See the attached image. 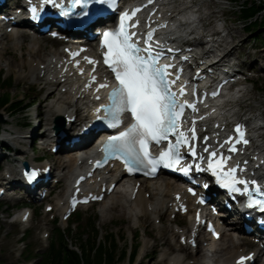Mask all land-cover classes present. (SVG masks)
Masks as SVG:
<instances>
[{"label": "rangeland", "instance_id": "rangeland-1", "mask_svg": "<svg viewBox=\"0 0 264 264\" xmlns=\"http://www.w3.org/2000/svg\"><path fill=\"white\" fill-rule=\"evenodd\" d=\"M212 1H214L215 3H211L209 9L218 11L219 17L226 20V25L228 26L232 34L240 36V41L237 44L240 45L241 48H244V54L247 53L248 55H250V51H253V49H256L258 46H264V29L260 32H255L254 34H248L244 29V25H242V23L239 21V6L242 4L241 1ZM255 35L258 36L260 39H256V41H254ZM43 39L44 45L46 47L44 48V51H42V55H44V53L50 52L51 49H53V44L54 46L57 45V42L50 41L47 38ZM13 41L14 40L12 38L5 37L0 43V52L6 50V53H0V76L5 79L10 78L12 80L10 88V97L13 101L22 100L25 98V96L31 95L32 101H35L36 103L33 107L24 109L23 111L15 115L9 116L10 121L8 122V127L11 129V135H19L14 139L13 144H24L25 142H28L25 139V134L28 133V130L30 131V124L31 126L33 124L30 123L29 116L35 107H37L41 113L39 116L40 125L37 128L36 133L40 135L46 133V127H48L46 120V105L52 103V101L55 100V97L54 94H52V89H48L47 87L43 88L42 85L39 84V82H35L32 79H27L19 76V59L22 54L23 58L26 59L27 52L26 49L21 51L14 48ZM25 46L28 47V37L26 38ZM12 59L14 60L13 66L11 62ZM256 68H258V65ZM253 78L255 79L256 76H254ZM5 85L6 84H4V86ZM258 87H264V79L258 84ZM245 88L248 90V99L245 101L242 108L245 111L252 109L255 113L263 112L264 114V92L257 91L255 86L251 87L250 85H245ZM4 89L5 88H3V85H0V97L4 92ZM2 110L3 109H0V111ZM33 128L35 127L33 126ZM262 140L264 141V139ZM28 144L29 142L26 145ZM36 155H42V157L46 158V160L52 161L55 167L58 166V163L61 160H66L68 156L64 154H59L55 157L50 158L49 154H46L45 151L42 150L38 151ZM25 157L26 155L24 154L21 158ZM6 163L7 165H10V161H3L1 166H6ZM64 185L65 182L62 181L58 188H63ZM50 200L52 201L53 197H50ZM38 208H36L37 213H35L30 223L31 228L29 230L27 243L29 244V247L36 248V251L34 253L38 254L39 258H42V256L48 249L49 241H51L49 240L48 242H46L44 238H42V233L44 231H47L50 232V238L55 236V232L53 230V228L55 227V223L51 222L50 217L40 215L39 213L41 212V209L38 210ZM120 209L121 207L117 206L112 211V214L107 215L106 219L102 218L100 205H94L88 210H79L78 213L81 214V221L79 223H76L74 221V218H72L68 224V229H70L71 233L66 234V236L68 237V241L71 243V246H78L88 240L90 242L99 241L103 243V241L106 239V236H108L109 240V238H112L111 235H113L115 243H117L116 256H118L121 250L126 249L129 252L130 244L133 242L138 245L139 248L137 253H139V250L141 251L142 247L143 236L149 237L151 241L154 240L156 237L158 242L154 247L152 246L148 248V250L146 251L147 255L138 264H163L159 261L160 249L168 246L169 244V242L165 241L168 236V229L170 228L168 218L162 224L163 230H159L153 225L151 218L148 217L143 218L142 223L133 224L131 219H129L127 215H124V212ZM5 211V208H3V210L1 211L3 213L0 214V264H22L21 261L24 259V255L22 254L21 256H18V253H22L23 251V246L20 243V238L22 236V233L20 232L21 227H18V225L16 224H12L13 217L11 215H7V212ZM13 212L15 213V211ZM9 213H11V211ZM56 226L60 227L63 225L61 224V221H59ZM88 226H90V230L92 232L96 230L97 235L95 234L94 236L91 232L89 233L88 229L86 228ZM145 233L148 235H146ZM135 234L141 236L136 237ZM116 258L111 264H133L128 261V257L120 259ZM136 262L137 258L135 259V264Z\"/></svg>", "mask_w": 264, "mask_h": 264}, {"label": "bare ground", "instance_id": "bare-ground-1", "mask_svg": "<svg viewBox=\"0 0 264 264\" xmlns=\"http://www.w3.org/2000/svg\"><path fill=\"white\" fill-rule=\"evenodd\" d=\"M171 1V0H170ZM169 1V2H170ZM215 3L212 0H179L178 5L176 3H172L168 5L167 3V12L171 11V13L175 16L174 18V28H172L169 32V35H176V38L180 41H188L191 39L197 40L198 36H201L204 40L207 38H211L213 44H216L218 49L223 47L221 51L224 57H228V55L232 54V50L228 48H235L237 43L240 41L239 35H231L227 28L222 23H217L212 19V15L215 11L209 9L210 4ZM4 27H0L2 30ZM25 32L21 29H14L13 32L8 34L7 37L12 38L13 47L18 50L26 49V59L23 58V54L21 55L19 61V75L22 77H30L31 79L38 81L43 80L40 78L39 72L43 70L44 72L49 69L50 63L47 62V58H52L59 51L47 52L42 55V51L46 47L44 45L43 39L34 37L31 35L24 34ZM231 35L230 41H228V35ZM6 33L1 31L0 38ZM28 37V47H26V38ZM3 40L0 41V43ZM199 45H205L204 47H209L208 42H201ZM1 54L6 53L5 51H1ZM51 55V56H50ZM36 62V66L33 65V62ZM12 66L14 65V60H11ZM9 65V63H8ZM44 65V66H43ZM43 66V67H41ZM65 85L57 87L56 85H52L55 88L54 91H58V97L52 104H47V115H48V125H50V120L52 115L54 114H64L68 113L69 116L72 114L77 115V119L73 122V125L76 126V122L80 121L82 116L78 110L77 105L82 102V99H75L74 96L70 95L69 91L61 92V88ZM245 93L242 92L241 89H238L226 96L223 100V105L220 107V111L226 114V119L231 118L237 112L235 109L242 97H244ZM221 104V102L219 103ZM229 107V108H226ZM5 115L7 121L3 124L0 132V138L7 136L8 131V117ZM246 116V115H244ZM249 120H252L253 117L246 116ZM257 121H253L252 129L253 136L255 141L259 140L261 134L264 133V119L260 116L257 118ZM51 132V130H50ZM49 145V143H48ZM51 145V144H50ZM261 152H264V144L259 145L258 147ZM23 154V153H22ZM21 154V155H22ZM70 157V156H68ZM84 164V161L81 165ZM81 165L76 166V159L70 157L66 160H62L58 163L57 169L62 172L65 168V171L68 175L64 174L63 181L66 183L65 189L69 191V186L72 182L73 177L78 171ZM12 182H16L13 184H17V180L11 179ZM133 185L125 186L118 185L117 188L111 193L110 196L106 197L100 204L102 218H107L108 214H112V211L120 206L124 215H127L129 219H131L133 224L142 223V217L150 216L155 221V219H163L166 217L167 212V204L172 201V193L177 191L178 184L173 182L172 180L163 178V179H155L152 181H143L138 187L134 197L132 198L131 192L133 189ZM145 192H150L151 196L146 198ZM60 201V199H59ZM56 211L59 209L63 210V207L56 203L54 205ZM61 210V211H62ZM234 228V227H233ZM188 229V226L185 227ZM181 235V234H180ZM178 236V239L180 237ZM155 240H144L142 246V252L144 253L147 247L151 245H155ZM170 239H173L172 233L170 234ZM154 243V244H153ZM242 245L238 239H235L233 233L225 231L222 233L221 238L218 241L208 240V246L203 248L202 254L199 257L193 256L189 251L187 246H182L179 242V249H172L171 247L165 250L162 255L170 256L169 261L172 264H190L186 261V258L189 257L193 260L192 264H231L234 258L239 254ZM169 252V250H171Z\"/></svg>", "mask_w": 264, "mask_h": 264}, {"label": "trees", "instance_id": "trees-1", "mask_svg": "<svg viewBox=\"0 0 264 264\" xmlns=\"http://www.w3.org/2000/svg\"><path fill=\"white\" fill-rule=\"evenodd\" d=\"M263 7V3L256 4L255 2H252L251 5H248V3H246L245 7L242 8V18L249 25L247 29L254 28L255 30H260L264 28V15L262 16L261 20H251L259 11H261ZM4 82H2L1 84L5 89L4 93H2V96L0 97V107L9 105L8 107L10 110H12L13 112L18 111L23 101H12L10 92H8V89L11 88V83L7 81V84L4 86ZM86 248L87 250H81L80 255L79 253L68 247L67 241L63 239L62 233L59 232L57 244L54 243L51 245L50 251L42 258V260L38 264H99L104 260L109 263L113 259L114 254L112 250H109L106 247V245L96 244L93 242ZM91 255L96 257V261L94 259H91ZM29 257L30 255L28 256V258Z\"/></svg>", "mask_w": 264, "mask_h": 264}, {"label": "water", "instance_id": "water-1", "mask_svg": "<svg viewBox=\"0 0 264 264\" xmlns=\"http://www.w3.org/2000/svg\"><path fill=\"white\" fill-rule=\"evenodd\" d=\"M3 121L2 117L0 116V123Z\"/></svg>", "mask_w": 264, "mask_h": 264}]
</instances>
